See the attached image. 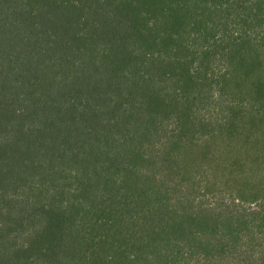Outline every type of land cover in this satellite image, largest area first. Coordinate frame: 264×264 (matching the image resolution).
Segmentation results:
<instances>
[{
    "label": "trees",
    "instance_id": "obj_1",
    "mask_svg": "<svg viewBox=\"0 0 264 264\" xmlns=\"http://www.w3.org/2000/svg\"><path fill=\"white\" fill-rule=\"evenodd\" d=\"M0 264H264V0H0Z\"/></svg>",
    "mask_w": 264,
    "mask_h": 264
}]
</instances>
